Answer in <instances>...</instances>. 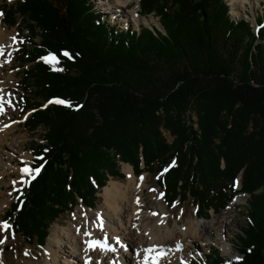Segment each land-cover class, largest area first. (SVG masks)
<instances>
[{"label":"trees","instance_id":"16d2710c","mask_svg":"<svg viewBox=\"0 0 264 264\" xmlns=\"http://www.w3.org/2000/svg\"><path fill=\"white\" fill-rule=\"evenodd\" d=\"M139 6L159 16L163 32L119 29L91 0L7 6L9 25L17 17L28 21L22 19L31 42L21 53L22 95L24 109L35 111L25 124L41 125L45 134L30 145L34 167L43 168L15 192L4 219L24 242L43 245L76 196L94 206L98 189L122 175L119 162L139 173V153L143 168L160 174L167 203L191 198L203 217L235 193L248 194L241 259L226 261L215 247L206 259L264 264V15L255 29L232 18L226 0H139ZM49 54L59 63L45 62ZM42 99L72 106L37 109Z\"/></svg>","mask_w":264,"mask_h":264},{"label":"rangeland","instance_id":"374dc122","mask_svg":"<svg viewBox=\"0 0 264 264\" xmlns=\"http://www.w3.org/2000/svg\"><path fill=\"white\" fill-rule=\"evenodd\" d=\"M16 1L19 0H0V32L3 33V39H0L2 41V43L0 44V51H2V54L0 55V96H3L4 107L6 108L5 114L1 115L0 117V139H2V141H0V183L5 187L1 191L0 195V222L4 221V212L10 206L13 200V196H15L14 190L21 184V169L25 166L34 169L31 165L35 159L33 154L31 153V143L34 141L43 142L41 136L45 134L41 125L38 126V128H36L35 130H30L26 127L25 124L28 116L33 111H35L34 108L24 109L25 102L22 95L23 88L21 81V71L23 68L21 67V62L23 61L21 53L25 47L29 48L31 46V42H29L30 35L28 33V30L24 27V21H26L25 18H22L24 20L23 21L21 18L17 17L16 23L9 26L6 23L8 18L5 15L7 6L15 5ZM91 1L93 2L94 9L97 11V13L106 18L108 20L107 22L115 26L117 25L121 29L129 28L131 26L132 31L137 30L138 32H140V30L145 25L158 26L159 29L160 26L162 27L159 21V16H157L153 12L146 15L144 14V16H139L138 20L135 19L134 15H131L134 8H138V11H140L139 0H127L130 6L125 9L126 13H128L129 15H127L126 19L125 17H123L121 12H119L121 11V7L118 8V11H116L114 5L113 7L115 9L110 8L111 10H106V7L101 3V0ZM226 1L229 5V13L231 14V17L236 20L241 18L245 19L248 22L250 28H252L256 23V19L254 22L252 18H254V16L255 18L261 17V14H264V0H253L252 4H246V6H244L243 9L237 13L232 10L230 0ZM254 5L256 8L253 7ZM160 31L163 32V28L160 29ZM13 37H15V39H13ZM33 40L37 42L38 38H34ZM2 46L5 48L2 49ZM36 61L39 62L41 61V59L39 58ZM27 65H32V63ZM55 69L59 68L56 67ZM9 100L11 101V105L8 104ZM49 101L46 102L45 99H42L40 101L41 105L37 109H45L51 104L49 103ZM45 105L47 106L45 107ZM188 120L189 123H191L193 129L197 128V123L195 122L196 117L194 113H188ZM6 125L10 126L6 127ZM161 135L165 143H173L174 137L169 131L162 129ZM138 156L140 157V168H143L144 163L142 160V156L139 153ZM119 164L120 173L122 175L116 178L109 177L105 185L98 189V192L96 193L97 199L95 200L93 208H89L84 205L81 202V198L76 196V203L70 209L62 212L59 217L49 226V234L43 246L38 245L35 242L31 244L24 242L20 236L12 233L11 228L7 232H0V239H4V243L0 244V263L6 260L8 264H47L48 262L53 264H63V261L64 264H67L64 259H70L66 257L65 252L63 253L52 247V245L54 244L52 240L56 239L59 234H62L64 238L61 237L60 243L68 249V247H71L70 244L72 242V238L70 233H68L66 229L71 227L74 230V227L77 224V226L82 227L80 230L81 232L84 231L88 226L97 227L98 224H94V221L98 217V212L105 211L107 209L106 205L104 204V198L101 196L103 188L111 180L119 181L122 184H126V182H128L127 175L123 171V166L128 163L119 162ZM220 165H223L222 160ZM131 169L137 182H139L138 178L140 175H145L146 177V181L144 184L145 187L143 186L144 191L139 194V197H136V199L139 198V204L144 205L142 209V215L144 217H142V219L144 220V222H151V218L148 216L149 213L156 211L155 213H159L161 216L162 210H164L165 215L169 219V227H171V229L175 228L178 231V229H181V227L183 226L188 227L191 223L193 225L191 226V229L194 232V236H192L193 240L190 243L191 245H187V243L183 244L182 248L178 250H175V248L172 247L169 248V251H167L168 256L163 261V264H193V262H197L198 264H205V256L212 250L211 248L213 247L218 249L219 254L224 257L226 261H237V258L241 259L242 253L238 251L240 244L238 235L242 234V229L246 225L245 206L246 199L248 197L246 194H235L223 209L216 212L210 210L208 218L203 219L198 216L201 214L199 213V211H197V205H195L191 198H183L181 196L180 199L176 198L172 203L166 204L163 197V187L158 184L157 180L159 179V176L156 175V171H147V169L143 168L139 172V174L137 172H134L132 167ZM23 178L30 179V177L26 175ZM237 181L238 186L235 187L236 189H239L240 179H237L236 182ZM7 185L8 187H6ZM136 193L137 192H135V194ZM235 200L237 203L234 207L232 203H234ZM229 211V217H232L234 221L223 232V238L221 235H219V233L214 235H205L203 233L201 225L209 223L212 220H215L220 215H223ZM136 212L138 214L139 210ZM114 221L115 220H113V222ZM7 223L9 225L11 224L9 222ZM135 227L137 228L136 225H133L132 229H134ZM96 229L98 240L102 241L106 236L107 242L109 241V243L112 244L113 241L114 245V239L116 237L112 235L111 232L113 231H106L104 228L101 229L100 227H97ZM139 230L136 229V232L134 234L135 239H137V237L141 234L140 231H142V229L140 231ZM120 231L126 234V231L124 229H121ZM66 232L69 235H67ZM202 234H204V236H201ZM126 236L129 237L128 235ZM48 238L50 239V241L48 240ZM226 238H230L232 240L230 242V246L232 247L231 250L226 248V245L228 244L226 242ZM208 242L210 243L208 244ZM134 244V239L133 242L131 240L126 242L125 253L128 255L127 258L129 260V264H141V259L138 256H134L132 252L128 253V249H126V246L130 247L131 245L132 247ZM117 246V248L120 247L119 244H117ZM121 247H123V245ZM165 247L166 246H164V248ZM166 248L168 249V247ZM68 250L73 252L72 249ZM111 253H113V257L115 259L120 255V253L117 252L118 254L116 256L115 251H111ZM91 256L93 258L92 261H96L95 259L97 258V252L93 251L91 253ZM109 257H112V254H108V252H106V254L104 255V261L107 264L110 261ZM122 262L126 264V262L124 261V257Z\"/></svg>","mask_w":264,"mask_h":264},{"label":"bare ground","instance_id":"6f19581e","mask_svg":"<svg viewBox=\"0 0 264 264\" xmlns=\"http://www.w3.org/2000/svg\"><path fill=\"white\" fill-rule=\"evenodd\" d=\"M104 1V2H103ZM231 5H232V10L235 11L236 13L241 11L246 4H252L253 0H230ZM101 3L106 7V10L110 8H114L113 6L115 5L116 11H118V8L121 7V14L123 17H127L128 13H126L125 9L130 6L128 4L127 0H101ZM125 7V8H124ZM255 7V5L253 6ZM114 8V9H115ZM256 8V7H255ZM109 12V11H108ZM128 12V11H127ZM126 13V14H125ZM131 15H134L135 19L137 20V15H138V8H134L132 10ZM120 16V15H119ZM129 16V15H128ZM117 19V18H116ZM129 19V18H128ZM255 16L252 18L255 22ZM125 21V20H124ZM3 33L0 32V39H3ZM2 41L0 40V44ZM5 43V42H4ZM3 47V46H2ZM3 47L2 49H4ZM2 51H0V55ZM1 117V115H0ZM3 131V130H2ZM2 141V139H0ZM19 163V162H18ZM123 171L127 175V180L126 184H122L119 181L111 180L109 183L103 188V191L101 192V196L104 198L105 205H106V212L105 211H100L98 212V217L94 221V224H98L99 220H103V228L107 231H113L111 232L114 237H119L120 243H116V240L113 241L112 244H108L112 247H115V255L117 256L118 253L120 255L116 259L113 257V253L111 251H107L108 254H112V257H109V263L108 264H124L122 262L123 257L124 261L126 264H129L128 260V255L125 253V243L131 240L133 242V239L135 241V244L131 247L126 246V249H128V253L132 252L134 256H138L141 259V264H145V257H148L147 264H153V260L157 258L158 253H164L163 255L158 256V264H163V261L165 258H167L168 254L167 251H169V248H175L177 249V244L179 243L180 245L186 244L189 245L192 242V236H194V232L191 229L192 223L186 227L183 226L181 229H178V231L174 228L171 229L169 227V219L165 215L164 210H162V215L160 216L159 213H156L157 215H153V213H149L148 216L151 218V222H144L142 219L143 215V204L136 203L137 199L136 197H139V194H141L143 190V186L146 181L145 175H140L139 176V182L135 180L134 173L131 169V166L129 164H125L123 166ZM141 177H143V180H141ZM6 185V184H5ZM8 187V185L6 186ZM145 187V186H144ZM5 187L0 183V195L1 191ZM135 192H137L135 194ZM141 196V195H140ZM141 198V197H140ZM143 202V201H142ZM141 202V203H142ZM236 200L233 204L235 207L236 205ZM163 209V208H162ZM138 214L136 211H138ZM105 214V215H104ZM230 216V211L220 215L217 217L215 220H212L209 223L201 225V228L203 230V233L206 235H214L219 233V235L222 236L223 238V232L225 231L226 228H228L231 223L234 221V219ZM3 217V216H2ZM1 217V218H2ZM144 218V217H143ZM181 219V218H180ZM113 220H115L113 222ZM112 221V223H111ZM117 221V223H116ZM163 221V222H161ZM116 223V224H115ZM78 225V224H77ZM75 225L74 230L73 228H68L66 231L70 233L72 242H71V247H68V249H72V251H69L67 247L63 246L61 242V237H63L62 234H59L56 239L52 240L54 244L52 247L55 249L65 252L66 257H68L70 260L64 259L67 264H85L86 260L88 258H91L92 261V256L91 253L93 251L97 252V258L95 259L96 261H92V264H105L106 262L104 261V255L106 252L101 251L99 248H96L95 250H90L88 249L87 241L89 240H98L97 237V227L93 226H88L84 231H80L82 227H79ZM133 225H136L137 228L135 227L132 229ZM110 227V228H109ZM79 229V231H78ZM124 229L126 234L121 232L120 230ZM137 230L140 231V235L137 237V239L134 238V234ZM65 231V230H64ZM63 231V232H64ZM128 231V232H127ZM73 232V233H72ZM89 232L91 233L90 236H85L84 233ZM67 234V232H66ZM143 234V235H142ZM202 234L201 236H204ZM69 235V234H67ZM106 235V234H105ZM128 235L129 237H127ZM50 238V236H49ZM48 240L50 241V239ZM64 238V237H63ZM107 237L105 236L102 241H104ZM128 240V241H127ZM138 240V241H136ZM101 241V240H100ZM232 240L230 238H226V242L228 243L225 247L227 249H232L230 246V242ZM210 242H208L209 244ZM117 244H119V248H117ZM207 244V243H206ZM123 245V247H121ZM191 245V244H190ZM164 246L168 247V249ZM51 247V248H52ZM123 248V250H122ZM133 248V249H132ZM149 248H154L156 251L154 252H147L146 250ZM118 252V253H117ZM166 252V253H165ZM122 256V258H121ZM74 261V262H73ZM128 261V262H127ZM183 263V262H182ZM0 264H8L5 261L1 262ZM47 264H53L48 262ZM64 264V261H63ZM107 264V263H106ZM139 264V263H138Z\"/></svg>","mask_w":264,"mask_h":264},{"label":"snow or ice","instance_id":"6c2138e0","mask_svg":"<svg viewBox=\"0 0 264 264\" xmlns=\"http://www.w3.org/2000/svg\"><path fill=\"white\" fill-rule=\"evenodd\" d=\"M13 39H15V37H13ZM62 55L68 59H72L73 57L71 56L70 53H68L67 51H63ZM45 62H47L48 64L55 66L56 64L59 63L58 58L53 55V54H49L45 57L42 58ZM54 70H59V71H63V69H54ZM49 103H57V104H62V105H66L68 107H71V102L70 101H64L62 99H54V100H50ZM8 104L11 105V101H8ZM47 105H45L46 107ZM79 107V106H77ZM6 112V108L4 107V98L3 96H0V115H4ZM10 125H6V127H9ZM45 151H47V149H45ZM38 159L43 160V157H39ZM46 163V161H45ZM175 162H173L174 164ZM43 168V164L40 167H37L35 169H32L28 166H25L21 169V173H22V178H21V183L23 184H30L31 180L35 179L37 175H39V173L41 172ZM168 169L166 168L165 171H167ZM29 176L30 179H24V176ZM141 180H143V177H141ZM238 186V181L235 182L234 187ZM155 191V190H153ZM137 203H139V198L137 199ZM153 215H157L156 213H153ZM163 222V221H161ZM98 227H100L101 229L103 228V220L100 219L99 223L97 225ZM11 228V225H9L6 221L0 222V232H7L9 229ZM79 231V229H78ZM85 236H90L91 233L89 232H85L84 233ZM6 239V237H5ZM116 243H120L119 237L115 238ZM4 243V239H0V244ZM88 245V249L90 250H95L96 248H99L101 251L103 252H107V251H115V247H112L108 244L107 242V238L104 241H100V240H89L86 242ZM182 245H180L179 243L177 244V249H181ZM147 252L151 253L156 251L154 248H149L146 250ZM164 253H158L157 254V258H155L153 260V264H158V256L159 255H163ZM240 258H237V260H239ZM148 261V257H145V264H147ZM85 264H92L91 258H88V260H86Z\"/></svg>","mask_w":264,"mask_h":264}]
</instances>
